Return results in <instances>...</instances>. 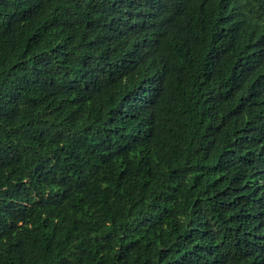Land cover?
Instances as JSON below:
<instances>
[{"label":"trees","instance_id":"trees-1","mask_svg":"<svg viewBox=\"0 0 264 264\" xmlns=\"http://www.w3.org/2000/svg\"><path fill=\"white\" fill-rule=\"evenodd\" d=\"M0 264H264V0H0Z\"/></svg>","mask_w":264,"mask_h":264}]
</instances>
